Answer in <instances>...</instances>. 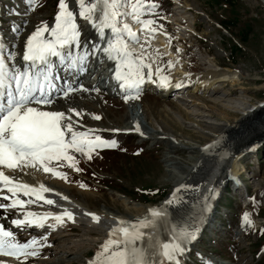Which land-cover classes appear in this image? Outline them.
<instances>
[{"label":"rangeland","instance_id":"rangeland-1","mask_svg":"<svg viewBox=\"0 0 264 264\" xmlns=\"http://www.w3.org/2000/svg\"><path fill=\"white\" fill-rule=\"evenodd\" d=\"M1 1L6 6L5 12H7L15 0ZM56 1L39 0L37 9L34 11V27L45 21L46 24L50 23L55 19L52 18L58 8L55 6ZM229 1L230 6L222 8L213 0H191L198 9L183 10L177 3L170 5L171 0H158L159 3L155 0L158 4L155 9L156 15L150 18L154 19L159 26H163L164 29L158 26L160 32L165 33L166 30L167 33H171L175 40L173 43L174 50L177 52L175 55H168L167 49L154 48L156 44H159V37L164 34L158 31L151 33L149 31L151 26L145 27L144 32L139 35L143 40L149 41L151 49L158 50V52L155 51L157 55L155 61L156 65L162 69L161 76L175 77L174 67L180 66L182 62L183 65L189 64L195 72L200 70L196 68L199 64H206L208 67L205 68L208 69H215V63L231 70L243 68L247 78H241L239 84L233 89L230 84L224 83L221 79L217 80L214 87L216 94L212 92L203 94L202 91L192 95L187 88H179L167 97H159L147 92L140 97L141 99L138 98L139 101L135 100L130 104L119 98L114 100L107 98V103L103 104L106 108L103 109H108V116L106 111L100 109L94 114L101 118L94 119L95 116L91 118L96 123L118 127L125 118L129 117L132 122H136L135 125L140 131H135V135L138 136L135 137L136 140L123 142L127 137L125 134H110L104 139L117 143L111 148L93 151L115 150L114 154H100L108 162L105 169L94 164L93 154H91L92 158L88 159L87 155L79 153L75 156L77 160L81 159L83 164L81 167H68L71 162L66 161L64 167L57 169L67 174L66 180L59 179L58 182L59 185L71 190L67 194L72 203L76 206L79 203L94 213L110 211L113 215L127 214L122 205L123 201L126 205H141L143 208L159 207L165 204L172 195V184L166 182L167 170L171 165V162L165 160L166 151L171 146H177L185 152L173 154L174 158L193 156L196 158V163L202 156L201 147L205 145L204 141H201L203 130L196 124L185 121L175 111V107L182 109L191 119L200 124L224 127L229 123L219 117L223 112L221 110L233 113L234 108L238 107L240 110L237 114L246 116L250 114L251 107L256 108L260 103L264 104V0ZM184 18L187 20L185 26H177V22ZM168 21H174L175 25L169 24L166 27ZM125 22L131 27L135 23L132 17H127ZM9 23V21L6 22V25ZM193 23L194 26H192ZM86 38L89 43L90 40L93 43L94 39ZM179 39L183 43H178ZM80 41H86L85 37ZM238 41L241 48L237 46ZM177 59H181V62ZM212 61L215 63L213 64ZM147 62L153 67L149 57ZM169 65L172 69H169ZM231 90H236L234 95L225 96ZM232 100L236 101L231 104ZM239 100H242L244 105ZM212 110L213 114H211ZM241 110L244 111L241 112ZM79 111L90 118L84 109ZM142 133L148 137L153 134L155 139L145 140L141 137ZM190 138L196 142L190 141ZM125 146L129 147V150H125ZM180 162L183 161L180 160ZM240 164L245 170L243 178L247 181L248 190H246L250 193L248 198L253 200V204L244 209L243 207L248 203L245 198V187L236 188L228 182L222 189L221 197L215 203L216 212L208 221L206 231L194 243L186 259L187 264H239L238 261L242 259H246V263L243 264H264V139L255 149L244 153ZM77 168L80 170L77 171ZM84 168L89 169L93 177L82 176ZM238 168H240L239 165ZM171 169L177 174H183L177 167L173 166ZM94 177L103 181L104 184L96 183L98 180L93 182ZM145 189H149L146 192L148 198H139L137 192ZM156 191L158 192L155 194ZM165 198L167 201L163 202ZM222 207L225 209H221ZM245 214L248 215L251 223H245ZM245 229H248L245 239L239 243L238 237ZM49 233L52 232L49 231ZM98 237H91L85 231L75 229L73 233L47 236V239L41 242L49 244L55 242L56 246L45 250V255L51 254L54 260L75 258L84 254L86 258H91L99 250L98 242L102 234L99 233ZM49 256L43 258L47 259ZM43 258H39L38 261ZM30 264L35 262L32 261ZM38 264L45 263L38 262Z\"/></svg>","mask_w":264,"mask_h":264},{"label":"snow or ice","instance_id":"snow-or-ice-1","mask_svg":"<svg viewBox=\"0 0 264 264\" xmlns=\"http://www.w3.org/2000/svg\"><path fill=\"white\" fill-rule=\"evenodd\" d=\"M76 2L79 18L89 21L98 39L105 42L103 47L90 41V51L87 45L83 46V51H73L74 48L81 49V32L76 13L69 8L67 0H59L60 10L52 27L42 22V26L27 38L20 64L16 63L17 52L9 49L0 37V200L6 201L0 203V212L18 213V218L11 223L20 230L32 227L54 229L64 223L65 217L74 223L75 215L68 209L59 213L30 210L29 206L32 205H60L43 195L53 191L47 186L24 183L6 174L5 170L31 174L28 171L31 169L66 180L67 174L57 169L64 167L66 161L71 162L68 167L74 168L78 163L76 153L91 159L95 149L116 144L115 141L101 139L99 135L90 138L96 130H78L76 122L65 112L46 110L47 106L54 103L55 94L68 98L70 93L77 91L70 84L57 87L56 82L60 77L55 72L53 58L67 70L78 68L83 72L86 71L85 62L89 55L103 53L116 65L113 78L125 93L126 102L133 98L129 93H135L134 98H139L141 85L152 81L154 75L152 65L147 62L151 55L149 41L142 40L125 19L132 17L135 23L141 24V32L145 27L155 25L156 21L150 18L156 15L158 4L155 0ZM28 3L32 5L35 0H28ZM159 28L150 27L149 31L156 33ZM13 31H18V28ZM133 44L140 46L139 54L131 47ZM133 65L136 67L135 74L131 72ZM123 68L130 70L123 72ZM144 69H147L146 75ZM161 71L158 66L155 74L159 76ZM159 78L161 86H168L166 76ZM175 87L179 88L181 84ZM79 90L88 91L82 86ZM69 111L79 115L75 109ZM166 203L172 205L174 201ZM206 210L210 209L206 206ZM85 215L90 216L94 223L100 222L101 218L94 213ZM50 219L54 223L49 224ZM245 223H251L247 214ZM162 228L168 230L166 237L161 236ZM199 231V225L177 228L168 221L167 208H152L143 217L133 221L117 220L109 229L108 239L89 264H181V257L187 251L186 245L198 238ZM46 239L41 237L22 242L14 231L0 224V255L26 261L29 257L39 255V248L44 246L41 240Z\"/></svg>","mask_w":264,"mask_h":264},{"label":"bare ground","instance_id":"bare-ground-1","mask_svg":"<svg viewBox=\"0 0 264 264\" xmlns=\"http://www.w3.org/2000/svg\"><path fill=\"white\" fill-rule=\"evenodd\" d=\"M15 1L13 6H10L9 10L7 9V12H5L6 7L2 5L3 2L1 3L0 1V35L8 45L9 49H14L17 52L18 55L16 63L20 64L27 38L38 27L42 26V24L35 27L33 26L35 23L34 11L36 7L30 5L28 3V0ZM67 3L69 8L76 13V22L79 25V29L81 32L80 39L85 37L86 40L81 41V49L74 48L73 51H83L84 45L88 46L89 51L91 50L92 43L90 44L89 41H87L86 37L94 39L93 43L101 44V47H103L105 45V42H102L98 39L96 32L89 21L79 18V8L77 6L76 0H67ZM176 3L177 5H179V8H183V10H188L191 8L198 9V7L191 2V0H176ZM8 21L10 23L9 25H6V22ZM54 23L55 19L52 22L47 23V25L49 27H52ZM177 23V26H183L187 23V20L184 18L182 20H179ZM136 25L138 27L139 24L136 23ZM14 28H18V31L14 32ZM45 35H47V33H45ZM165 42V36H160L158 43L162 48L168 49ZM54 63L56 64V68H58L60 73H62L63 69L65 68L63 66L59 67L61 65L59 64L58 60H55ZM85 63L86 71L83 72L79 71L78 68L74 70L65 69V71L68 72L67 79L70 80H63L62 86H59L65 87L66 84H70L73 88H76L77 91L70 93L68 98H64L59 93L55 94L54 103L50 106H47L46 110L65 112L67 115L72 117L73 121L76 122L75 126L80 131H86L88 129L96 130L90 138H94L95 135H99L101 139L104 140L105 138L109 137L110 134L124 135L127 131H131L133 132V134H135V131L138 130V126L135 125L136 122H132L129 117L125 118L121 123V126L118 127H111L106 126L105 124L96 123V121L91 118L94 117V113L100 109L106 111V116H108V109H103L104 107L106 108V106H104L103 104L107 103V98L110 97L113 100L115 98L125 100V93L121 90L119 83L113 78L114 68L116 66L115 63L113 61H110L103 53H97L95 56L89 55ZM181 63L180 66H176V68L174 67L173 74L175 75V77H167L169 81L168 86H161L162 81L159 76H161L162 71L159 76H157L155 74V68V70L152 69L154 73L152 81L143 83L141 85V90L150 92L151 94L159 97H167L179 88H187L188 91L192 93V95H195L202 91L203 94H208L209 92L216 94V90H214V87L217 80L221 79L224 83L230 84V86H232L231 88L233 89L234 86L239 84V80L241 78H247V73L245 70H243V68H238V70H231L228 67H221L213 61L212 63H215L214 65L216 67L215 69H208L205 68L208 67L206 66V64H199L196 66V68L200 70L196 72L191 68L189 64L186 65L184 63L185 65H183ZM169 69H172V66L169 67ZM129 70V68L122 69L123 72H128ZM135 71L136 67L135 65H133L131 67V72L135 74ZM110 72H113L112 76ZM144 73L146 75L147 69H144ZM60 75L62 77V74ZM101 83H104L105 87L107 88L105 89V92L94 90L95 86ZM176 84H181V87H175ZM93 85L94 87H92ZM81 86L83 89H87L88 91L79 90ZM235 91L231 90L225 96L228 97L230 95H234ZM129 95L133 98L127 100L128 104L134 102L135 100L139 101L138 98H134L135 93H129ZM235 101L236 100H232L230 102L232 104ZM239 101H241L240 103L243 104L242 100ZM211 103L213 102L211 101ZM70 109H75L76 112L79 113V115H76L75 112L69 111ZM81 109H84L86 113H88L90 118L85 116V114L83 115V113H81L82 111H79ZM234 110L235 111L233 113H229L226 110H221L223 112L221 115H219V117L224 119L229 124L224 127H216L207 124H200L194 119H191V117L183 112L182 109L175 107V111L179 115H181V117L185 121L196 124L198 128L203 130L201 141H204L205 145L201 147L202 156L196 163V158L193 156H184L180 157L179 159L174 158V156H172L173 154H183V152H185V150L179 149V147L177 146H171L166 151L165 160L171 162V165L167 170L166 182L172 184V195L168 199V201H174L172 205H168L167 203H165L159 207L143 208L141 205H126L125 201H123L122 205H124L127 211L126 215H113L110 211L94 213L87 209V207L82 206L79 203H77L79 205H77L78 207L81 206L79 209L73 206L72 201L69 199L70 197L67 194L71 192V190L59 185L58 181L60 178L54 177L51 173H44L42 171L38 172L31 169L28 170L31 174L12 173L8 170L5 171L6 174L13 175L17 180H20L22 182L32 185L43 184L47 186L53 191L49 193H43V195L47 198L55 200L57 204L60 205V207L43 205V207H39V209L31 208L30 210L36 212H55L56 210L62 208H69L71 212L73 211L75 220L84 218L85 223L88 224L86 225V227L85 225L71 227H74V229H77L79 231L83 230L91 237L95 238L96 236V238H99L98 236L100 233L102 234V238H105L106 241L108 239V232L110 227L113 226L117 220L133 221L138 217H143L149 209L167 208L168 221L172 225L176 226L177 228L190 225H199L200 231L198 233V238H200V236H202L206 231V225L208 224V221L216 212L217 206L215 205V202L218 201V199L221 197L222 189L227 186V176L239 175L240 169L238 168V165L241 158L244 156V153L256 148V146L264 139V108L258 109V107H251L249 109V112H253L247 115L245 114L246 116H240V113L237 114V112L240 110L238 107L234 108ZM243 111L244 110H241V112ZM213 113L214 112L212 110L211 114ZM164 132L166 131L164 130ZM150 135L151 136L148 137L145 135V133H142L141 137L145 138V140L155 139L153 138V134ZM190 141L196 142L191 138ZM116 145L117 143L115 144V146ZM111 147L113 146H105L103 148L97 149H105ZM180 160L183 162L181 163ZM173 166L179 168L183 172V174H177L172 171L171 168ZM214 177H216V179ZM213 179L214 182L212 183L211 181H213ZM210 182L211 184L208 185V183ZM177 189H179V191H177ZM57 193L59 195H57ZM62 197H67V199H62ZM68 201H70V203ZM206 206L210 210H206ZM86 211L98 215L101 218L100 222L94 223L90 216L88 217L87 215H85L84 212ZM9 214V216L13 217L14 219L18 218L19 215L18 213L14 212H9ZM0 217H2V212H0ZM65 221L66 220L64 219V223ZM48 223L52 224L54 223V221L50 219ZM248 229L241 231V234L238 237L239 243H241L242 240L245 239ZM47 230L51 231L52 233L58 231L57 228L53 229L49 227ZM49 231L47 233H49ZM70 231H72V229H68L67 232ZM47 233L45 231L44 235H46ZM58 233H62V231H58ZM167 235L168 230L162 228L161 236L166 237ZM196 240L187 246L188 250L181 257V264L185 263V260L188 254L193 249V245ZM54 246H56V244ZM46 247V244H44L42 248H39V252H42ZM85 258L86 256L84 254L83 256H78L75 258H61L58 260H54V258L50 255L47 259H41L39 263L43 262L45 264H49L52 262L53 264H74L78 262L80 264H89L88 260L84 262ZM245 261L246 259H242L238 261V263L243 264L246 263ZM17 263L29 264V260L27 259L25 261L22 258L17 262H0V264Z\"/></svg>","mask_w":264,"mask_h":264},{"label":"trees","instance_id":"trees-1","mask_svg":"<svg viewBox=\"0 0 264 264\" xmlns=\"http://www.w3.org/2000/svg\"><path fill=\"white\" fill-rule=\"evenodd\" d=\"M215 3L219 4L222 8H227L230 6V1L229 0H213ZM237 46L241 48L242 46L240 45L239 41L237 42ZM148 190V189H145ZM145 201H147L145 199Z\"/></svg>","mask_w":264,"mask_h":264}]
</instances>
